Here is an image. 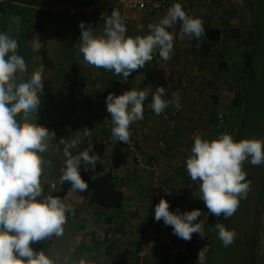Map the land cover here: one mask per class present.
Instances as JSON below:
<instances>
[{"label":"clouds","instance_id":"1","mask_svg":"<svg viewBox=\"0 0 264 264\" xmlns=\"http://www.w3.org/2000/svg\"><path fill=\"white\" fill-rule=\"evenodd\" d=\"M177 23L181 40L199 39L204 35L203 20L188 15L180 3L172 4L158 22L149 23L147 35L134 38L125 35L127 28L121 13L114 8L104 18L101 35H95L91 26L80 22L79 52L85 64L113 72L126 81L131 73L152 62L155 50L161 60L171 58L176 36L170 30ZM18 47L15 38L0 33V264H55L43 250L36 251L32 245L61 237L67 214L74 213V209L59 197L44 195L41 177L50 161L41 154L49 150L56 134L31 122L32 114L36 117L41 106L44 66L27 74V65L18 54ZM164 95L163 86L152 95L151 108L157 116L170 104L180 109L178 93L174 92L171 100L163 99ZM146 98L145 91L136 89L107 95L106 109L113 124L111 134L117 141L128 143L130 125L143 119ZM82 135H90L89 129L84 128ZM202 135L197 133L193 137L191 155L185 162L187 174L193 182H200L198 197L208 213L227 219L250 191L251 182L246 179L243 168L245 162L252 166L264 164V140L245 138L236 142L227 133L209 140ZM58 143L64 146L65 158L61 183L68 182L74 192L87 191L81 164L86 171L94 172L100 156L92 153V143L79 150V133L73 139L61 137ZM169 209V202L162 197L155 206V220H163L166 226H171L174 235L185 241H190L194 233L205 237L203 220L194 223L203 214L200 209L183 213ZM215 227L225 247L234 242V230H228L221 223ZM74 264H85V261L81 259Z\"/></svg>","mask_w":264,"mask_h":264},{"label":"crops","instance_id":"2","mask_svg":"<svg viewBox=\"0 0 264 264\" xmlns=\"http://www.w3.org/2000/svg\"><path fill=\"white\" fill-rule=\"evenodd\" d=\"M170 1L171 5L174 3H180L188 15L201 18L203 20L205 29L204 35L199 39L194 37H185L183 40H181L179 38L180 24L177 23L175 28L170 30L173 31L174 35L176 36L171 58L164 62L161 60L158 50H155L153 52L152 62L146 63L143 68L131 73L128 79L124 81L125 85L122 84L118 88L113 85V80L118 79V76H114V73H112L111 77H99V72L96 68L94 74L91 75L89 79L86 80L85 78H82L80 81L76 80L71 82L68 90H62L61 88L63 87L64 83L68 82L66 79H69L67 78L68 76L66 77V75L73 68L81 71L83 58L78 55L79 47H77L78 49L75 48L74 52L76 55H74L73 49L70 51V49L65 44H61V42H59L56 38L55 34L42 35L37 38V40H35L36 48L42 47V45L46 43L45 47L48 58L52 61V69L46 71L45 73L47 79L46 89L41 99V106L36 114V117L35 114H32L31 122L35 123V120L37 119L36 123L47 127L51 131H53L52 127L55 124L64 122V124L67 126L69 139L75 138L78 133L80 134L79 150L81 151L89 145L88 141L93 139L102 140V147H92V153L100 156V162L97 163L95 171H86L83 164H81L80 171L83 170L94 178L110 172L116 179L117 184L120 187V191L124 196L123 209H121V212L117 213L116 211H107L92 206L89 202V191L86 193V191L74 192L71 190L63 200L66 204H71L74 209V213H71L72 218L67 220V222L75 223L76 226H84L83 229L79 228L78 230L75 226L73 232L71 226L70 229H67L65 237H71L74 241L73 244H75V247L69 246L67 247L68 251L66 253H62L55 245V241L51 242L46 240L39 242L38 244L41 245L39 248L37 244H35L36 251L43 250L46 255L54 260L55 264H74V262H78L81 259L85 261V264H109L111 262L108 261V259H114L115 261L117 257L121 256L126 260L132 261L134 260L132 258L133 252L139 247L145 251V264H158L161 259L172 264L174 262L176 253H183L186 244H188L187 241H178L180 238L176 235L173 236L174 239H169V244L166 243L168 242L167 238H163L159 235L157 236L156 240H152L150 233L148 232V226L150 225L155 205L153 201V205L150 204V200L152 199L149 198L148 195L142 194L141 188L136 186V182L137 180H145L144 182L148 180V183H145L148 187L150 177L145 176L147 179H143L138 177V175L148 174L146 173L147 167L145 165H148L149 163V165L152 164L151 160H153L155 153L149 151L148 145L143 142L141 147L143 145L144 148H148L147 155L143 156L145 157V159H143L145 167L142 164H140V167L137 165H132L126 160L123 149L125 148L123 146L124 143L117 141L112 136L111 129L113 124L111 117L109 116L106 118L103 113L104 109H106V97L109 93L120 95L123 92L131 89L145 91L147 98L144 104L143 119L133 122L129 129L131 133L130 136L132 137V141L134 143L138 140H134V137L135 135L138 137L139 132L141 134L144 133V135H142L143 141L145 139H152L151 134L153 132L160 131L156 124V117L157 119H161V123H163V121L167 118V115H169L166 113H161L159 116H157L151 108L152 95L160 86L165 88V95L163 97L165 100L172 99V94L170 91H176V93L179 94V92L184 90L183 93L186 94L187 97L189 96V99H185V97L180 98L179 110H177L173 105L170 106L173 108V111H175L174 113L178 115L181 111L183 115H185V112H189L191 116L193 114V109H191L193 107L192 101H194V103L197 101V99H194L195 96L190 94L192 89H189L186 92L188 84L181 83L180 88L177 90L174 88L171 82L169 83L167 81H160L157 78L158 67L156 65L158 63L167 65L168 63L169 66L173 65L174 70L182 71V69L186 67L185 65L187 64L190 70L194 69L196 72L197 69L201 67L210 68L212 65L211 60L215 59L218 60L217 67H222L220 63H226V61L231 57V52H234L236 49H238L237 47L240 42L239 40L234 39V30L236 28H232V26H236L237 23L240 24L242 22L244 19V11L248 10L247 6L249 7V5H246L245 0ZM205 1H208V3ZM212 3H215L214 6H216V12H211V10H208L206 7ZM103 4V11L105 12L102 14L101 11H99L100 20L111 15L112 10L115 8L120 11L124 23L129 24L127 20H129L128 16L130 14L125 13L121 7L111 2L102 1L98 5L101 7ZM94 6L95 5H92L90 7ZM238 12H241V15L237 14ZM143 14V21L145 23L148 20H150L152 23H156V19L163 17V14L160 12L151 15L146 13ZM144 25L145 24H143L142 27ZM90 26L94 29L95 35H101L105 25L104 21L101 23L93 21ZM73 28L74 26L71 27L72 31ZM213 36L218 37L217 41L210 39V37ZM35 61L36 63L39 62L40 57L38 58L36 56ZM190 62H194L197 65H188ZM181 71L179 72V75H181L182 78L184 75ZM201 76L204 77L205 75ZM166 89L168 90L167 92ZM168 95L170 96L168 97ZM168 127L169 126H166V130ZM84 128L89 129L90 135H82ZM136 144L137 143H135V145ZM149 146L153 147L155 145L153 144L152 146L149 143ZM63 147V145L57 146L51 144L49 150L41 154L46 161H50L49 164L45 165L44 172L41 177V181L45 190L44 194H51L53 192L51 185H55L57 188V186L61 183L60 178L62 176V169L65 167ZM73 151L75 154V150ZM149 153L150 155H148ZM52 161H54L56 164H60H58L59 166L56 168V170L54 169L57 165L52 164ZM141 168H144L146 171ZM162 172L164 178L160 183H164L161 184L164 186V189L169 191H171V189L173 190L171 191L174 195V197H172V201L175 202L184 194V180L186 178L182 177L179 172L177 175H175V177H171L170 174L166 175L167 173L165 174V171ZM185 174L187 173L185 172ZM138 183L140 184V182ZM135 186L137 190H134ZM151 188L152 187L150 186V189ZM155 193H157V191L153 192V198H155L157 195ZM182 200L183 199L179 201L178 206L181 207V209H184L183 207H185V204H183L184 200ZM176 205L177 203L175 204V207L177 208ZM137 211L141 212V214L139 217H134V213ZM142 214H144L146 219H142ZM110 218L112 219L109 220ZM67 222L64 225V229H66ZM164 225L165 224L163 222L162 226ZM167 227H165L167 228L166 231H169L170 234H173L171 226ZM171 236L172 235H170V237ZM55 238L56 237H53L51 239L55 240ZM180 243H182V245ZM189 244L193 245L190 242ZM52 251H54L55 254L50 256ZM125 251L127 252L126 256L122 255ZM98 259H100L101 263L96 262ZM191 264H200V261L193 262Z\"/></svg>","mask_w":264,"mask_h":264},{"label":"rangeland","instance_id":"3","mask_svg":"<svg viewBox=\"0 0 264 264\" xmlns=\"http://www.w3.org/2000/svg\"><path fill=\"white\" fill-rule=\"evenodd\" d=\"M214 5L215 3H212L206 7L208 10H211V12H216V6ZM246 5H249V7L247 6L248 10L244 11V19L242 20V22L245 23L241 22L242 24L237 23L236 26H232V28H236L241 32L243 39L240 41V44L237 47L238 49L231 52V57L226 61V69L218 68V60L214 59L211 60L212 65L210 68L201 67L195 72L194 69L190 70L186 64V67H184L182 71L180 70L184 75L181 78V82L188 84L186 92L189 89H192L190 94L195 96L194 99H197L195 103L192 101L193 107L191 109H193V114L190 116L189 112H185V115H183L180 111L179 120H170L168 116L175 115V111H173L170 104L163 112L169 114L167 115L168 119L166 118L163 123H161L162 120L157 119L156 117V124L160 131L153 132L151 134L152 139H145L143 141L142 135H144V133L141 134L140 132L138 133V137H136V135L134 137V140L138 139L135 142L137 143L136 150L140 159L137 164L138 167L141 166L140 164L144 166L143 159H145V157L143 156H146L148 152V148H144L143 145L141 147L143 142L148 145L149 151L155 153L153 160H151L152 164L149 165V163L148 165H145L147 167V171L144 168H141L148 174L138 175V177L143 179H147L145 176L150 177L148 187L147 184H145L146 182L148 183V180L146 182H144L145 180H137L136 182V186L141 188L142 194L148 195V197L152 199L150 200L151 205L155 202L152 196L153 192L157 191L155 194H157L160 198L162 197L161 189L163 186H161V184H164L160 183L164 178L162 171H165V174L167 173L166 175L170 174L171 177H175V175L178 174V169L182 167L181 169L187 173L185 162L191 155V149L188 148L187 144L193 131L194 134L192 137L195 133H202V138L204 139H216L222 133L230 134L234 139L235 133L239 131L241 133V140L245 138H257L264 140V0H246ZM237 14L241 15V12H238ZM128 19V25L131 26L132 29L131 37L134 38L136 36H144L149 33L147 26L152 22L148 20L145 23L143 21V13L130 14ZM156 20L158 22L159 19ZM144 23L145 25L142 27ZM249 36H251V40H249ZM245 52L252 54V67L249 72L242 73L239 69L244 64L243 55ZM195 64L196 63L194 62H190L188 65L195 66ZM171 66L173 67V65H170L169 67L172 68ZM180 71H178V74H180ZM200 74L205 76L202 77ZM239 78H241L240 83L242 82L240 86H238ZM236 90L243 91V103L240 110L235 108L233 109L231 105V101L234 98ZM167 91L168 90L166 89V92ZM183 91L179 92V97H185V99H187L189 96L187 97ZM170 93L173 94L174 92L170 91ZM169 96L170 95H168V97ZM212 99H217L218 104L213 103ZM109 116L107 115L105 117L108 118ZM212 116L219 121L217 122L216 128L214 126H209L208 119ZM220 118H222V121L219 120ZM35 121L37 122V119ZM166 126H169L167 130ZM191 130L193 131L190 132ZM173 133L177 134L172 136ZM149 143L152 146L153 144L155 146L150 147ZM160 143L163 145L164 149L159 147ZM123 149L125 158L128 161L126 148ZM148 155H150V153ZM52 164L56 163L52 161ZM58 164H56L57 166L54 170H56V168L60 165ZM153 167L155 169L154 171H151V168ZM243 168L247 173L246 179L251 182L250 191L248 192L246 198L240 200V204L236 212L227 219L223 216L217 218L208 213V209L206 208L203 200L198 197L200 182L196 181L193 182V184L186 182L187 177L184 180L185 189L183 190V196L179 197V199L174 202L175 204L177 203L176 211L179 209L181 213L191 211L193 209H200L203 213L202 216L194 223L203 220L205 237L201 238L198 233H194L191 240L187 241L188 243L190 242L196 246L199 244L205 245L200 256L201 258L197 261H200V264H247L249 243L253 238L254 231L257 228L256 223L258 222L259 241L257 249V262L258 264H264V206H262L261 209L257 206L259 195L262 191V187H264V164H261L260 166H252L250 163L245 162ZM180 174L182 177H185L182 172H180ZM189 179L192 181L191 178ZM138 182H140V184ZM136 186L134 190H137ZM150 186L152 187L151 189ZM171 191L173 190L171 189ZM86 193L88 192L86 191ZM181 199L184 200V209H181V207L178 206ZM134 214V217H139L141 212L137 211ZM142 215V219H146L144 214ZM256 215H258V218H256ZM71 218L72 214H67V220H70ZM216 223H221L228 230L235 231L236 235L234 242L229 246L225 247L222 241L218 238V230L215 227ZM70 226L73 232L76 224L67 222L63 235L61 237H56L55 240H49L51 242L55 241V245L62 253H66L68 251L67 247L69 246L75 247L73 239L71 237H65L67 229H70ZM165 227L167 226L164 225L159 228L157 234L163 238H167L168 242L166 243L169 244V239H174L173 236L175 235L166 231L168 227ZM79 228L83 229L84 226H76L77 230ZM169 234L172 236L170 237ZM178 241L184 242L185 240L180 238ZM180 244L182 245V243ZM37 246L38 248L41 247L40 244ZM32 247L36 250L35 244H33ZM54 254L55 252L52 251L50 256H53ZM108 261H110V259H108ZM96 262L101 263L100 259Z\"/></svg>","mask_w":264,"mask_h":264},{"label":"trees","instance_id":"4","mask_svg":"<svg viewBox=\"0 0 264 264\" xmlns=\"http://www.w3.org/2000/svg\"><path fill=\"white\" fill-rule=\"evenodd\" d=\"M102 0H0V33H7L12 38H15L18 41V54L21 55L27 65V74H31L35 69H37L40 65L44 66V73H43V83H44V89L41 94L42 96L46 89V71L52 69V61L48 58V54L46 51V43L42 45V47L36 48V41L37 38H39L42 35H48V34H55L56 38L58 39L61 44H65L70 51L73 49L74 55H76L75 48L79 47L80 45V36H81V29L79 27L80 22H84L85 26H90V24L95 21L97 23H101L104 21L103 19H99L101 11L102 14H104L105 11H103V5H101L99 11L94 12L90 19L86 18V15L83 13H78L77 15H70L68 12H62V9H69V8H88L92 5H98L100 4ZM246 1V0H245ZM111 2L115 4L113 1H106ZM116 5V4H115ZM97 13V14H95ZM145 24V23H144ZM74 26L73 31L71 27ZM127 28L126 36H132V29L131 26H128V24H125ZM235 35L234 39L239 40V42L243 39L241 36V32L239 30H234ZM249 40H251V36L248 37ZM210 39H213L217 41L218 37H210ZM78 49V48H77ZM79 50V49H78ZM72 54V53H71ZM78 55H80L81 58H83V55L79 52ZM36 56L39 58L40 61L36 63L35 58ZM80 59V58H79ZM244 64L241 66L239 71L242 73L249 72L252 67V54H249L247 52L243 55ZM39 63V65H38ZM222 67L221 69H226L227 65L225 62L220 63ZM86 65L84 60L82 62L81 71H78L76 68H73L66 77L69 79H66L68 82H65L62 90L66 91L69 88V85L71 82L74 81H80L82 78H85L86 80L91 77V75L94 74L95 67L92 66L91 70L86 69ZM158 67V79L163 82H171L175 89L178 90L181 86V75L178 74L177 70H174L173 67L170 68L168 65H163L161 63H158L156 65ZM220 69V70H221ZM99 72V77H111L113 72L107 71L103 68H97ZM115 76V75H114ZM168 78V80H167ZM181 80H180V79ZM119 79V77H118ZM118 79L113 80V85L115 87H119ZM176 80V81H175ZM239 83L242 84L241 78L238 79ZM125 85V84H124ZM123 85V86H124ZM243 91L242 90H236V93H234V98L231 101L232 108L240 110L242 108L243 103ZM213 103H217V99H212ZM145 104V101L143 102V105ZM104 116L108 114L107 109H104ZM170 120H179V115L175 113V115L168 116ZM167 118V119H168ZM19 119V117H18ZM222 121V118L219 119ZM209 126H214L216 128L217 122H219L214 116H212L210 119H208ZM53 131L56 134V138L54 140H51L50 143L53 145L59 146L60 144L59 139L61 137H64L66 140L69 139V133L67 130V126L64 124V122H59L55 124L52 127ZM191 130L190 132H192ZM177 133H173V135H176ZM194 134V131L191 133ZM191 135V137H192ZM196 135V133H195ZM194 135V136H195ZM193 136V137H194ZM188 140V148H192L194 144L193 137ZM241 133L238 131L234 135V141L239 142L241 140ZM132 139V137L130 136ZM98 140V141H97ZM211 140V139H209ZM88 143H92V145L96 148H100L103 145L102 140L99 139H93L91 141H88ZM124 143V142H123ZM125 147V145L123 144ZM180 167L178 169V172H182V174L187 177V182L192 183L193 181H190V176L188 174H185V171L181 169ZM81 176L84 180H86V183L88 185L87 191L90 192V204L98 209H104L107 211H116L117 213L121 212V209H123L124 206V196L122 192L120 191V187L117 184L116 179L114 176L109 172L102 174L98 177H91L88 175L85 171L81 170ZM54 186V189H52V193L50 195L59 197L61 200H64L66 196L71 191V185L68 182L60 183L57 188ZM163 186V185H161ZM164 187V186H163ZM56 188V189H55ZM162 190V189H161ZM160 190V192H161ZM163 194V192H161ZM45 196L47 194H44ZM49 195V194H48ZM172 197L174 195L170 191V196L165 197L169 204H172L173 210L172 212L176 211V207L174 202L172 201ZM257 206L259 209L264 206V187H262V191L259 195V199L257 201ZM154 215V212H153ZM153 217V216H152ZM256 218H258V215H256ZM110 218L109 220H111ZM153 219V218H152ZM151 219V222H152ZM162 223L160 227L163 224V220H161ZM150 222V224H151ZM259 223V222H258ZM257 224V228L254 231L253 238L250 240L249 247H248V258L247 264H258L257 262V249H258V236H259V225ZM38 245V244H37ZM205 245L199 244L198 246L186 244L184 252L183 253H176L174 262L172 264H191L193 262H197L199 258H201L202 251L204 249ZM136 251H142V248H136ZM127 252L125 251L122 255L126 256ZM134 260L131 261L133 264H136L135 257H132ZM122 259L123 262H126L127 260L124 257H117L116 260H110L112 264H118V260ZM145 260V259H144ZM146 261V260H145ZM158 264H171L170 262H167L165 260H160Z\"/></svg>","mask_w":264,"mask_h":264},{"label":"built area","instance_id":"5","mask_svg":"<svg viewBox=\"0 0 264 264\" xmlns=\"http://www.w3.org/2000/svg\"><path fill=\"white\" fill-rule=\"evenodd\" d=\"M106 1H113L117 6L121 7V9L128 14H142V13H146V14H155L157 12L162 13L163 15L166 13V10L171 6L170 4V0H102V2H106ZM206 3H208V1H205ZM100 7L99 5H95L94 7H89V8H69V9H62V12H68L70 15H77L78 13H83L86 15V18L90 19L91 15L96 12L99 11ZM86 69L89 71L92 69V66L90 65H86ZM124 81L121 77L118 79V83L119 86L124 84ZM109 114V113H108ZM107 116V113L106 115ZM98 141V140H97ZM125 148H126V153H127V158H128V162L132 165H137L140 161L139 159V154L136 150V145L135 143L132 141V139L130 138L128 143L125 144ZM159 147L163 148V145L160 143ZM154 167L151 168V171H154ZM51 189H54V186L51 185ZM166 191V192H165ZM162 197H168L170 196V192L166 189H162ZM161 197V198H162ZM159 196H155L154 198V205L156 206V204L159 203L160 199ZM170 211L173 210L172 204H170ZM154 213H155V209H154ZM152 222L151 224L148 226V232L150 233V236L152 238V240H156L157 239V231L160 228V225L162 223V221H156L155 217L153 215L152 217ZM133 256L135 257V262H137L136 264H145V251H134L133 252ZM112 264V263H109ZM118 264H133L130 260H127L126 262H123L122 259L118 260Z\"/></svg>","mask_w":264,"mask_h":264}]
</instances>
